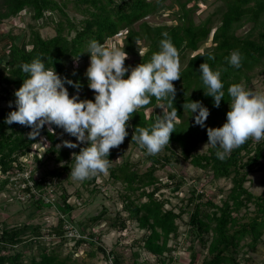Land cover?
<instances>
[{
    "label": "trees",
    "instance_id": "obj_1",
    "mask_svg": "<svg viewBox=\"0 0 264 264\" xmlns=\"http://www.w3.org/2000/svg\"><path fill=\"white\" fill-rule=\"evenodd\" d=\"M165 1L0 0V23L18 17L23 10L30 12L36 21V24H29V38L25 33L22 39L17 41L18 35L10 31L1 34L3 38L0 39V43L6 38L10 41L0 49L2 54L0 60H4L3 63L0 62V85L3 94L0 95V100L5 99L8 102L7 106L0 105V193L6 190L9 183L23 182L25 185L20 189L25 194L24 199L31 197L29 200L37 207L46 203L43 196L44 188L51 182L45 176L37 179L31 171L27 177L20 176L21 181L17 180L14 183V177L23 174L27 169L21 158L43 135L51 142L46 152H55L56 162L66 160L62 166L64 170H71L75 163L67 149L57 146L64 135L68 134L64 133L62 128L52 125L54 131H49V127L45 125L39 130V135L30 139L26 135L33 131L32 127L17 122L11 125L4 122L7 114L16 107L14 103L9 106V102L16 99L14 92L28 76L20 67L23 63L41 58L45 61L46 68H55L61 76L82 83L79 90L80 99L94 100V90L88 88L85 75L88 65L76 66L73 63L74 58L85 62L90 59V54L86 53L90 40L95 39L105 44L108 39L123 33L120 48H124L128 53L125 66L135 67L148 62L152 53L159 51L160 40L166 38L162 33L166 32L167 38L171 39L178 50L181 74L179 79L173 81L177 91L172 107H176L178 111L175 131L170 135L169 144L164 146L169 149V153L147 154L146 150L132 141V135L137 126L148 127L155 122L161 115L156 107L161 103L166 105V101L152 97L149 104L138 108L131 115L127 122L129 127L126 129L129 135L125 137L124 142H131L144 152V156L133 161L127 155L120 164L110 168L109 176L115 181L120 180L124 185L123 210L128 211L124 217L118 214L114 226L124 230L127 220H131L145 231L137 243L156 256L155 262L140 260L139 251H134L132 264H175L172 252L176 245L169 242L171 239L177 240L180 236L178 219L187 212L186 224L193 237L189 245L190 259L186 264H198L195 248L198 242L208 251V258L204 259L202 264H242L237 257L242 240L250 238L244 244L251 249L264 244V194H255L245 185L250 172L256 168H264L262 163L264 139L255 141L250 138L234 148L223 160L217 158L215 154L217 149L212 145L205 153H198V147L201 143L208 142L207 127H219L226 121L231 100L227 93L228 86L240 83L248 89L255 76H264V0H218L222 3L216 10V13H220L218 22L212 14L196 22L194 11L197 7L188 6L192 0H175L178 4V10L174 13L175 23L152 24L145 20ZM69 3L82 14L81 19L76 20L69 15L66 9ZM49 20L55 33L46 36L41 27ZM246 26L249 27L246 32L239 34L238 31ZM210 38L212 45L205 51L201 50L202 45ZM233 50H238L242 54L240 67L232 66L226 60ZM210 56L213 58H209ZM203 62H208L213 70L218 69L221 72L225 96L219 107L214 106V98L206 96L202 89L199 66ZM130 71L131 68L125 75H129ZM66 87L72 95L76 94L77 89L72 85ZM191 99L201 101L210 109L204 128L194 123L195 116H192L190 110L183 109V104L190 102ZM148 108L155 109L148 114ZM59 133L64 135L59 137ZM115 155V151L110 149L109 157L114 158ZM180 156L195 168L210 172L212 180L229 179L232 185L226 197L217 202L215 199L205 198L204 190L199 191L196 187L190 186L187 192L182 191L178 203H173L172 197L167 198L164 189L179 190L185 180L184 173H169V180L163 182L156 175V171L165 164L178 160ZM34 157L40 160L36 154ZM144 160L150 161V164L140 171L138 168ZM49 174L52 180L53 178L58 180L61 172L55 168ZM92 180L96 182V176H93ZM219 192H223L222 188ZM69 195L66 189H63L61 201H56L61 213L58 224L53 227V232L64 242L67 239L63 229L64 223L76 222L71 217L75 205L68 201ZM171 202L172 205L168 207ZM46 204L52 202L48 201ZM105 213L106 210H103L92 217V220L99 221ZM78 232L81 234L80 237L70 238L74 241V246L88 243L100 250L104 257L111 259L112 264H123L120 254L113 249H107L93 232L86 233L84 228L79 227ZM41 237L39 226L33 227L28 223L19 227H3L0 232V264L74 262L71 254L62 256L56 249H49L46 243H42ZM19 245L25 247L36 245L39 252L31 253L28 262L25 263L26 253L18 248ZM94 253L91 251L90 254Z\"/></svg>",
    "mask_w": 264,
    "mask_h": 264
},
{
    "label": "clouds",
    "instance_id": "obj_2",
    "mask_svg": "<svg viewBox=\"0 0 264 264\" xmlns=\"http://www.w3.org/2000/svg\"><path fill=\"white\" fill-rule=\"evenodd\" d=\"M162 35L166 38L160 40L159 51L153 52L148 62L135 67L125 66L128 53L124 48L90 40L86 51L90 54V63L85 75L88 88L94 90V100L80 99L82 83L61 76L55 68H46L41 58L23 63L20 67L28 76L14 92L16 99L9 106L14 103L16 107L4 122L32 127L33 131L28 133L30 139L39 135L45 125L49 131H54L51 126L55 125L76 138V142L63 140L64 146L76 148L79 143L86 144L79 153H73L75 163L70 172L73 180L83 181L107 173L110 149L121 145L129 135L126 129L131 115L155 97L166 101V105L159 106L162 115L148 127L137 126L132 141L147 154H157L169 144L170 135L175 131L178 111L172 107L177 91L173 81L181 77L178 50L166 32ZM226 60L240 67L242 54L233 50ZM199 73L204 94L213 97L214 106L219 107L225 96L221 72L203 62ZM66 85L77 89L76 94L70 96ZM227 93L231 100L226 121L219 127H207V144L217 149L215 154L221 160L250 138L264 139V92L233 83ZM183 109L191 111L196 125L206 127L210 109L201 101L191 99L183 104Z\"/></svg>",
    "mask_w": 264,
    "mask_h": 264
},
{
    "label": "rangeland",
    "instance_id": "obj_3",
    "mask_svg": "<svg viewBox=\"0 0 264 264\" xmlns=\"http://www.w3.org/2000/svg\"><path fill=\"white\" fill-rule=\"evenodd\" d=\"M222 3L218 0H192L188 6H196L194 11V19L196 22H200L209 15H214V18L218 22L220 13H216V10L220 8ZM70 16L76 20L81 19L82 14L77 11L72 3H69L66 7ZM178 10V4L175 0H166L158 10L145 18L152 24L175 23L174 13ZM56 17V16H55ZM29 24H36V21L32 18V14L26 10H23L18 17L9 18L0 23V39L1 34L8 33L9 31L18 35L17 41L21 40L23 35L26 33L29 38ZM44 35L49 36L55 33L52 23L49 22L41 27ZM249 27L246 26L238 31L239 34H243ZM6 37V36H5ZM123 33L118 34L115 37L108 39L105 42L106 46L120 47ZM9 38L3 39L0 43V49L5 44H8ZM212 45L211 38L202 45L201 50H206ZM0 57H2L0 50ZM1 63L4 60H0ZM73 63L76 66L88 65L90 59L85 62L82 59L74 58ZM248 89L253 91L264 92V76H255L252 82L248 86ZM69 91V90H68ZM0 95L2 94L0 85ZM69 95L72 94L69 92ZM8 102L5 99L0 100L1 106H7ZM155 108H148L147 113H151ZM156 109L162 115V109L158 106ZM48 126V125H47ZM49 127V126H48ZM64 133H59V137L63 136ZM28 136V135H26ZM63 140H71L76 142V138L70 134L64 135L57 146L67 149L70 153V158L73 157V153H79L80 149L86 144L79 143L76 148H69L62 144ZM51 142L43 135L39 140L32 145V148L27 154L21 158V160L27 165V169L23 174H19L14 177L15 181H21L20 176L27 177L32 171L34 177L39 179L43 176L52 183L44 188V201L52 202V204L44 203L41 207H37L36 204H32L31 197L24 199V193L20 189L25 184L20 183H9L6 186V190L0 193V232L3 227H19L28 223L30 226H39L42 234V243H46L49 249H56L57 252L61 253L62 256L71 254L74 262L72 264H110L108 259L104 257V254L95 248V246L83 243L80 246H74V241L70 240L69 234L65 242L61 240L60 236L53 232V227L58 224L60 209L57 207V202L61 201L60 195L63 189L70 194L68 201L74 203L75 208L71 212V217L75 219V226L78 229L84 228L85 232H93L95 237L107 248L117 251L123 259V264H132L133 252L139 251L140 260H147L155 262L156 256L150 252L141 248L137 243L138 239L145 232L144 229H140L135 221L127 220V226L124 230L114 226L117 216L120 213L121 216H127L128 211L123 210V194L125 193L124 185L120 180L115 181L110 177V168L121 163L123 157L129 155L133 161H137L139 158L144 156L138 147L134 146L131 142L125 141L118 147H114L116 155L110 159L107 173H100L96 175V182L91 178L83 181L73 180L70 176L71 170H64L62 166L66 163L64 159L62 162H56L55 152L48 153L47 149L50 147ZM210 144L201 143L198 147V153H205L208 150ZM177 150V149H176ZM178 151V150H177ZM169 153V149L165 147L158 152L159 155ZM178 153V152H177ZM37 155L40 160H36L34 155ZM264 163V158L262 159ZM150 161L144 160L139 166V170L143 171ZM58 169L61 172L59 179L53 178L49 174L53 169ZM169 173H184V182L179 190L164 189L165 196L172 197L173 203L179 202V197L182 193L187 192L190 186L196 187L199 191H205L206 197L215 199L220 202L221 198L226 197L232 183L229 179L222 178L218 180L211 179V173L202 171L201 169L195 168L181 156L178 160H173L171 163L165 164L162 168L156 171V175L163 181H168ZM24 175V176H23ZM199 179H198V178ZM248 179L245 185L255 194H264V168H256L248 175ZM51 180V181H50ZM22 185V186H21ZM63 188V189H62ZM222 188L223 192H219ZM183 191V192H182ZM188 194V193H187ZM138 195V193H136ZM38 196V195H36ZM146 198H142L145 200ZM57 201V202H56ZM80 202L81 204H77ZM172 202L168 204L169 207ZM184 202H182L183 204ZM253 206H251L252 208ZM106 210L99 221L94 222L92 217L97 216L100 212ZM178 210V208H176ZM245 209L243 210V213ZM188 213H184L181 219H178L180 228V236L177 240L171 239L169 244L176 245V249L172 252L174 256L175 264H186L190 259V248L193 235L190 232L188 225ZM66 223H64L63 229H65ZM67 234V233H66ZM264 239V236H263ZM250 238L241 241V247L237 253V257L240 259L242 264H264V244H259L255 249L249 248L246 244ZM25 247L19 245V249H23L26 253L25 263L28 262L31 253L38 254L39 248L36 245L33 247ZM197 252V263L202 264L204 259L208 258V251L206 247H203L199 242L195 245ZM94 251V254H90ZM146 251V253L144 252ZM153 255V256H151Z\"/></svg>",
    "mask_w": 264,
    "mask_h": 264
},
{
    "label": "built area",
    "instance_id": "obj_4",
    "mask_svg": "<svg viewBox=\"0 0 264 264\" xmlns=\"http://www.w3.org/2000/svg\"><path fill=\"white\" fill-rule=\"evenodd\" d=\"M77 204H81L80 202H78ZM66 224V227H65V232L67 233L66 235L69 234V237L72 238V237H80L81 234L78 232V229L75 227L74 224H72L71 222L69 221H66L65 222ZM146 253V251H144ZM153 256V255H151ZM108 261L110 262V264H112V261L111 259H108Z\"/></svg>",
    "mask_w": 264,
    "mask_h": 264
}]
</instances>
